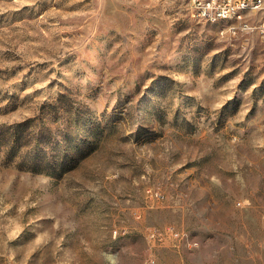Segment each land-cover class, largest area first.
Instances as JSON below:
<instances>
[{"label":"rangeland","instance_id":"1","mask_svg":"<svg viewBox=\"0 0 264 264\" xmlns=\"http://www.w3.org/2000/svg\"><path fill=\"white\" fill-rule=\"evenodd\" d=\"M189 2L0 0V264H264V38Z\"/></svg>","mask_w":264,"mask_h":264},{"label":"built area","instance_id":"2","mask_svg":"<svg viewBox=\"0 0 264 264\" xmlns=\"http://www.w3.org/2000/svg\"><path fill=\"white\" fill-rule=\"evenodd\" d=\"M190 9L194 18L199 21L211 23L217 16H236V23L231 27H223L221 35L237 37L240 34H247L255 30L264 38V23L254 25L249 16L252 13H264V0L261 3H252L251 0H190ZM147 194L151 197L162 200L164 195L159 190L148 189ZM147 239L150 243L163 245L167 240L176 244L195 248L198 242L185 231H179L174 227H167L163 230L149 229ZM140 264H160L154 254Z\"/></svg>","mask_w":264,"mask_h":264},{"label":"bare ground","instance_id":"3","mask_svg":"<svg viewBox=\"0 0 264 264\" xmlns=\"http://www.w3.org/2000/svg\"><path fill=\"white\" fill-rule=\"evenodd\" d=\"M252 3H261L262 0H251ZM228 23L226 27H231L236 23V16H217L212 23ZM230 23V24H229Z\"/></svg>","mask_w":264,"mask_h":264}]
</instances>
